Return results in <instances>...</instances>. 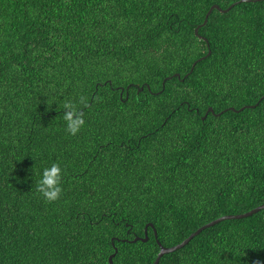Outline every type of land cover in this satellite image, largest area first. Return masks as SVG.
<instances>
[{
	"label": "trees",
	"instance_id": "trees-1",
	"mask_svg": "<svg viewBox=\"0 0 264 264\" xmlns=\"http://www.w3.org/2000/svg\"><path fill=\"white\" fill-rule=\"evenodd\" d=\"M240 1L0 0V264H154L146 225L171 248L264 204V1ZM256 261L264 211L159 264Z\"/></svg>",
	"mask_w": 264,
	"mask_h": 264
},
{
	"label": "clouds",
	"instance_id": "clouds-1",
	"mask_svg": "<svg viewBox=\"0 0 264 264\" xmlns=\"http://www.w3.org/2000/svg\"><path fill=\"white\" fill-rule=\"evenodd\" d=\"M80 105L87 106V98L81 96L79 100ZM64 115L63 119L66 122V131L70 135H76L83 127L85 121L83 113L78 109L77 105L71 101H66L63 104ZM62 176L63 172L57 163H53L50 168L43 170L42 178L37 181L36 191L47 202H54L58 200L62 194ZM255 264H261L256 261Z\"/></svg>",
	"mask_w": 264,
	"mask_h": 264
},
{
	"label": "water",
	"instance_id": "water-1",
	"mask_svg": "<svg viewBox=\"0 0 264 264\" xmlns=\"http://www.w3.org/2000/svg\"><path fill=\"white\" fill-rule=\"evenodd\" d=\"M261 1H264V0H241L239 3H245V2H246V3H252V2H255V3H256V2H261ZM237 4H238V3H237ZM235 5H236V4L232 5L231 7H229V8L226 9V10L221 9V8H220L219 6H217V5L212 6V7L210 8L209 12H208L207 15H206V18H205V22H204V24H202V26H200L199 28L196 29V31H195L196 34L198 35V31H199V29L207 24L208 19H209V16L211 15V13H212L214 10H218V11H220V12L227 13V12H229V11H230ZM203 39H204V38H203ZM204 40H206V39H204ZM206 41H207V40H206ZM208 47H209V44H208ZM210 55H211V49L209 48V52H208V54H207L206 57H208V56H210ZM206 57L201 58L200 60H198V62L201 61V60H203V59H205ZM196 64H197V62L193 65L191 72H192L193 69L195 68ZM174 77H178V78H180V75L177 74V75L174 76ZM247 107H249V106H247ZM244 109H245V107L242 108L241 110H238V111L235 110V109H231V110H232V111H235V112H240V111H243ZM209 112H214V111H213L212 108H210V109L208 110L207 114H208ZM261 211H264V204L261 205V206H259V207H257V208H255V209H253V210H251V211H249V212H247V213L241 214V215H230V216L228 215V216L221 217V218H219V219H217V220H214L213 222H211V223H209V224H207V225H205V226L199 228L195 233L191 234V235H190L186 240H184L181 244H179V245H177V246H174V247H171V248H167V247H165V246H163V245L161 244V242H160L159 239H158V233H157V230L154 228V226H153L152 224H148V225H146V227H145V238L137 237V238H135V240H134L133 242H137V241H139V240H140V241H143V242H147L148 239H149V237H148V229H149V228H153L156 242H157V244H158L159 247H160V252H159V254H158V256H157L156 261H155L154 264H159L163 256H165V255H167V254H170V253H174V252H176V251H178V250L184 248V247L187 246V245H188V244H189V243H190V242H191L196 236H198L203 230H206V229H208V228H211V227H213V226H215V225H217V224H219V223H221V222H224V221H228V220H240V219L248 218V217H251V216H253L254 214H257V213H259V212H261ZM117 252H118V250L115 249V254H113V255L110 256V258H109V264H113V258L115 257V255L117 254Z\"/></svg>",
	"mask_w": 264,
	"mask_h": 264
}]
</instances>
